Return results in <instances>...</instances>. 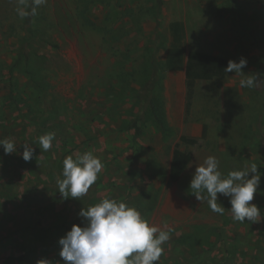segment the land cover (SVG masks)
Listing matches in <instances>:
<instances>
[{"label":"rangeland","instance_id":"374dc122","mask_svg":"<svg viewBox=\"0 0 264 264\" xmlns=\"http://www.w3.org/2000/svg\"><path fill=\"white\" fill-rule=\"evenodd\" d=\"M16 7L0 0V139L17 144L7 155L0 146V264H64L58 240L83 226L82 208L104 198L171 229L155 264H264V193L250 202L261 211L257 222L242 223L228 197L218 194L221 215L189 187L210 155L224 176L264 167V0H47L29 24ZM173 21L183 23L186 50L246 58L242 71L256 75L255 87H240L246 76L232 72L187 94L183 73L166 66ZM152 76L164 128L133 96ZM137 118L139 136L128 128ZM48 132L55 136L43 151L37 140ZM183 134L198 142H182ZM24 143L34 149L29 161ZM176 149L192 160L173 181ZM88 151L103 163L96 182L79 199L63 198V160Z\"/></svg>","mask_w":264,"mask_h":264},{"label":"clouds","instance_id":"9594fccd","mask_svg":"<svg viewBox=\"0 0 264 264\" xmlns=\"http://www.w3.org/2000/svg\"><path fill=\"white\" fill-rule=\"evenodd\" d=\"M47 0H17L16 13L20 18L35 16L37 8ZM247 59L241 57L238 62L229 60L224 68L226 73L245 75L242 69ZM240 87L253 88L256 75H245ZM55 134L48 132L38 137L37 143L43 151L52 147ZM16 143L5 138L0 139L4 153L17 151ZM22 158L32 159L34 149L27 143L22 145ZM215 156H208L195 168L190 181V189L197 200H206L210 209L224 214L225 208L218 204V194L229 198L234 221L257 222L260 209L250 203L261 184V174L255 163L246 165L242 170H231L224 176L218 168ZM103 168L101 159L91 151L73 158L69 155L63 160V170L57 177L58 191L63 198H75L86 195L96 182ZM251 174V175H250ZM62 176V178H61ZM206 193V194H205ZM83 226L73 224L71 229L58 240L59 256L64 264H155L162 256V247L170 239L171 229L150 225L141 213L125 202L104 198L99 203L80 210ZM37 264H51L46 259Z\"/></svg>","mask_w":264,"mask_h":264},{"label":"trees","instance_id":"16d2710c","mask_svg":"<svg viewBox=\"0 0 264 264\" xmlns=\"http://www.w3.org/2000/svg\"><path fill=\"white\" fill-rule=\"evenodd\" d=\"M30 2V0H29ZM158 3L161 5L163 0H158ZM33 16H28L25 18L26 24L31 22ZM171 33V42L167 49V59L166 66L170 70H183L185 68L186 74V84L188 87V93H192L193 87L197 80H213L216 77H223L226 72L224 68L227 66L228 59L221 55H216L200 50H189L187 51L184 46L185 38V28L183 23L180 21H173L169 25ZM21 57L19 59L21 62H27L29 56L27 53L24 55V59ZM16 65H13L10 68V71H13ZM156 84V80L145 81L142 84V88L137 93H134V97L143 102L144 107H148L156 121V123L163 127V121L160 117L157 108V100L153 95V88ZM9 98L12 99L14 103H18L17 98H14V83L10 80L8 86ZM15 99V100H14ZM19 108V107H18ZM25 122H28L26 117L23 118ZM140 118L133 120L128 128H134L136 130V135H141V128L138 124ZM182 142H187L190 144H196L198 139L195 137H188L182 135L180 137ZM263 140L259 142V149L264 156V146L262 147ZM263 151V152H262ZM192 160V155L188 152L176 149L174 151V156L171 165V179L177 181L181 175L185 172L188 164ZM259 171L264 172V167H260ZM260 193H264V175L261 176V184L258 188ZM177 264H189L181 263Z\"/></svg>","mask_w":264,"mask_h":264},{"label":"crops","instance_id":"0c3cea01","mask_svg":"<svg viewBox=\"0 0 264 264\" xmlns=\"http://www.w3.org/2000/svg\"><path fill=\"white\" fill-rule=\"evenodd\" d=\"M170 35H171V33H170ZM168 49V48H167ZM190 50H192V49H190ZM193 50H199V49H193ZM187 51H189V50H187ZM201 51V50H200ZM213 54V53H212ZM167 59V58H166ZM168 69V68H167ZM168 71H172V72H179V73H183V77H184V79H185V83H186V74H185V68L183 69V70H170V69H168ZM153 80H156L157 81V77H154V76H152L151 77V80L150 81H153ZM199 81H208V80H197L196 81V83L197 82H199ZM196 83H195V85H196ZM195 85H194V87H193V90H194V88H195ZM142 88V85H141V87H139V88H136L135 89V93H137L138 91H140V89ZM186 88H187V94H188V87H187V84H186ZM192 90V91H193ZM136 101V100H135ZM180 102V101H179ZM178 107H179V103H178V105H177ZM140 107H143V102L140 104ZM183 135H186V136H188V137H193V136H189V135H187V134H183ZM196 138V137H195ZM168 148H171V146L169 145L168 146ZM174 156V155H173ZM172 160H173V157H172ZM171 165H172V162H171ZM170 174H171V168H170ZM170 178H171V176H170Z\"/></svg>","mask_w":264,"mask_h":264}]
</instances>
